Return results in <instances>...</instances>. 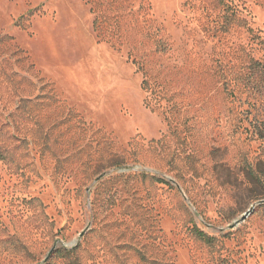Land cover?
<instances>
[{
  "label": "rangeland",
  "instance_id": "obj_1",
  "mask_svg": "<svg viewBox=\"0 0 264 264\" xmlns=\"http://www.w3.org/2000/svg\"><path fill=\"white\" fill-rule=\"evenodd\" d=\"M228 1L254 34L213 0H0V264H264V0Z\"/></svg>",
  "mask_w": 264,
  "mask_h": 264
},
{
  "label": "trees",
  "instance_id": "obj_2",
  "mask_svg": "<svg viewBox=\"0 0 264 264\" xmlns=\"http://www.w3.org/2000/svg\"><path fill=\"white\" fill-rule=\"evenodd\" d=\"M215 7L220 8L223 10V17H224V22L221 26V29L225 32H228L234 25L240 26V27H248V22L246 19L242 18L239 16V10L235 5H233L230 1L228 0H213ZM96 26H97V21H96ZM250 32L253 33L254 30L250 27H248ZM254 34V33H253ZM254 38H261L258 35H254ZM260 44L262 45V49L264 51V38L261 39ZM159 49L165 50L162 45L158 46ZM251 74L249 76L250 83L254 81V85L257 84H263L264 85V55L263 58L256 59L252 57L251 59ZM256 74L258 76L257 79H252V75ZM146 84V88L148 87L147 82H144V86ZM232 94L236 96L237 93H235V90L232 91ZM173 122V121H172ZM262 133V131H261ZM4 158V155L0 152V160ZM248 177L252 182H258L261 181L260 177L255 173L254 169L250 168L247 170ZM194 232L195 234L202 240L212 243L213 240L215 239L212 235L209 233L205 232L198 226L194 227ZM67 253H73V250L65 249ZM71 251V252H70ZM53 264V263H52ZM70 264H79L77 262L70 263Z\"/></svg>",
  "mask_w": 264,
  "mask_h": 264
},
{
  "label": "water",
  "instance_id": "obj_3",
  "mask_svg": "<svg viewBox=\"0 0 264 264\" xmlns=\"http://www.w3.org/2000/svg\"><path fill=\"white\" fill-rule=\"evenodd\" d=\"M136 170L138 171H147V172H153V173H158V170L151 168V167H143V168H139V167H135ZM107 175V172H104L102 174H100L96 179H95V183L98 182L100 179H102L104 176ZM264 200L259 201V203H263ZM255 207V204L241 217L240 220H244L246 219V217L251 214L253 212V209ZM239 220V221H240ZM239 221H236V223H238ZM235 224L231 225V227H233ZM83 236V233H82Z\"/></svg>",
  "mask_w": 264,
  "mask_h": 264
}]
</instances>
